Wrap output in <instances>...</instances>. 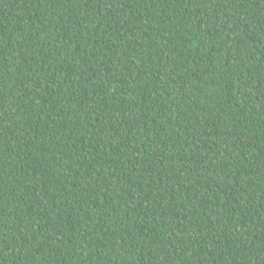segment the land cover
I'll return each mask as SVG.
<instances>
[{
	"label": "trees",
	"instance_id": "trees-1",
	"mask_svg": "<svg viewBox=\"0 0 264 264\" xmlns=\"http://www.w3.org/2000/svg\"><path fill=\"white\" fill-rule=\"evenodd\" d=\"M0 264H264V0H0Z\"/></svg>",
	"mask_w": 264,
	"mask_h": 264
}]
</instances>
